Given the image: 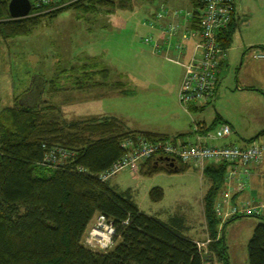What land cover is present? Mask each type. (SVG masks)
Listing matches in <instances>:
<instances>
[{"label":"rangeland","instance_id":"1","mask_svg":"<svg viewBox=\"0 0 264 264\" xmlns=\"http://www.w3.org/2000/svg\"><path fill=\"white\" fill-rule=\"evenodd\" d=\"M76 1L52 0V6L45 3L34 11L31 9L24 18L38 19L43 13L60 11L52 20H40L29 35L12 38L9 44L0 40V109L13 105L18 95L21 96L19 102L30 106L35 103L46 104L48 101L42 98L48 97L51 103H56V111L66 120L114 115L130 129L149 128L153 130L144 131L161 134L159 138L137 136L121 140L126 143L132 139L136 143L145 138L148 143L156 145L153 147L157 152L137 159L130 165L131 168L118 171L108 180L120 191L132 189L138 207L148 215L162 220L173 215L185 217L190 228L186 230L188 235L194 237L199 247L204 249L205 256H208L205 264H226L219 260L216 253L211 254L208 248L210 240L207 239L202 204V197L209 185L202 174L206 163H185L190 166L178 172V169L168 165L166 156L161 157V153L167 151L166 145L170 140L174 144L179 140L202 144L197 137L208 135L209 131L195 132L194 120L204 119L209 124L216 111L236 132L232 130L234 134L224 138L223 143L227 147L233 143L242 145L244 141L250 146L252 142L254 144L263 139L264 135L249 142V138L264 130V61L261 60L264 58L258 57L260 51L257 50L260 49L249 48V44L257 41L254 46L257 43L264 45V0H235L234 11L238 20L230 45L233 49L232 60L221 66L218 95L214 90L209 102L192 98L187 105L182 104L179 98L181 83L185 72L189 71L192 59L198 63L201 61L200 56L195 58L200 52L197 48L200 38L187 35L188 24L181 27L174 24L173 30L179 33L169 36L162 30L157 33L149 21L158 9L164 7L169 15L177 17L175 11L178 9H191L190 0H127L118 4L113 11L107 7H98L95 12H82L76 7H67ZM163 27H167L165 22H161ZM145 38H150L151 42L148 43ZM244 43L249 53L243 60L244 51L241 47ZM251 54L257 55V58H249ZM85 58L102 61L110 69V82H124L131 93L120 94L110 85L105 91L102 88L90 92L69 90V81L66 79L73 76L69 67ZM41 77L45 80L59 79L58 84L64 90L49 92L48 85H44L43 89ZM26 89L30 91L25 93ZM102 92L105 94H100ZM190 105L196 108L207 107L195 112L187 110ZM212 143L213 140H209L204 146H211ZM222 144L218 142L216 146ZM131 150L134 151L132 144H129L125 148V155H131ZM171 159L175 160L178 168L180 164L175 158ZM147 161H155L158 167L163 166L166 171L143 175L141 171ZM260 164L262 167H258L263 170L262 173L254 166L253 172L258 173L253 175L249 174L247 167L239 168L238 172L242 171L244 175L237 172V176H230L227 187L221 190L216 201L215 212L221 220L232 215L241 216L228 222L223 231L222 225L219 228V236L223 235L225 239L228 264H249L248 242L254 227L263 222V218L236 213L243 207L264 205V159ZM228 170L231 171L230 168ZM157 186L163 189V197L154 202L149 197V191ZM233 193L240 197L231 199ZM250 196L254 200L245 199ZM95 218L89 223L83 242L93 251L107 252L113 248L114 238L107 245H103L102 239L87 243L86 238Z\"/></svg>","mask_w":264,"mask_h":264},{"label":"trees","instance_id":"2","mask_svg":"<svg viewBox=\"0 0 264 264\" xmlns=\"http://www.w3.org/2000/svg\"><path fill=\"white\" fill-rule=\"evenodd\" d=\"M30 1L34 11L36 2ZM124 1L127 0H78L67 7H76L82 12H95L98 7L113 11ZM190 1L189 12L178 9L177 17L169 15L164 6L158 9L149 21L150 26L170 36L179 33L173 30L174 24L178 27L188 24L187 35L199 38L205 0ZM234 3L235 0H229L232 7ZM47 5L52 6V3L49 1ZM59 11L43 13L38 19H13L8 0H0V40L9 44L12 38L29 35L40 20H52ZM237 20L238 15L233 11L228 26L216 35L224 54L231 45ZM161 22L167 27L160 28ZM145 39L151 42L150 38ZM253 47L264 52V45L249 48ZM69 68L73 74L66 79L69 90L90 92L102 88L105 91L110 85L120 94L131 93L124 82L111 83L110 69L96 58L82 59ZM41 79L43 89L48 85L49 92L64 90L58 84L59 79ZM29 91L26 89L25 93ZM19 97L14 99L13 105L0 109V264H205L208 256L194 237L188 235L186 230L190 228L185 217L173 215L162 220L148 215L138 207L132 189L120 191L108 179L101 178L125 154L121 140L137 136L159 138L161 134L130 129L114 115L66 120L48 97L42 98L48 103L32 106L19 102ZM188 108L196 111L204 107L190 105ZM223 122L217 117L209 125L198 123L194 126L195 132L215 131ZM263 135L264 130L249 138V142ZM213 142L211 145L216 146L225 141L215 139ZM233 146L249 144L244 141L242 145L233 143ZM50 155L56 156L57 161ZM179 164L178 172L190 166ZM254 166L262 167L260 163H251L240 168L247 167L251 175L262 173L261 168L253 172ZM143 167V175L166 171L155 161H147ZM202 174L209 183L202 198L209 252L216 253L219 260L228 264L225 239L219 236V228L222 225L223 231L228 222L241 218L232 215L223 221L215 212L220 192L227 187L228 164L206 163ZM149 197L154 202L160 201L163 189L153 187ZM235 198L233 193L231 199ZM96 214L104 215L115 228V243L107 252L93 251L83 242ZM249 216L263 218V222L254 227L248 242L249 264H264V213Z\"/></svg>","mask_w":264,"mask_h":264},{"label":"built area","instance_id":"3","mask_svg":"<svg viewBox=\"0 0 264 264\" xmlns=\"http://www.w3.org/2000/svg\"><path fill=\"white\" fill-rule=\"evenodd\" d=\"M49 1L51 2L52 0H34L36 7H40L45 3L47 4ZM233 11L234 5L232 7L229 4V0H205L199 22L200 30L198 32L200 42L197 48H199L200 52L195 57L198 58L200 56L201 61L198 63L192 59L189 63V71L185 72L183 76L184 79L181 83L179 94L182 104H189L192 98H199L201 100H207L208 102L211 100V95H213L220 78L221 62L224 56L223 50L216 42V35L228 26L233 17ZM258 57L264 58V54H259ZM231 134V127L228 124H222L215 131L209 132L208 135L198 136L197 139L202 144H198V142H196L197 144H193L188 140H179L180 142L174 144L170 140L169 142L171 144L166 145L168 149L165 151L166 153H161V157L165 155L168 158H175L179 163L195 164L199 163L198 161L208 164L226 163L228 164V168L231 169V171L228 170L229 177L237 175L239 173L238 169L241 166L260 163L264 159V137L260 141L254 142V144L252 142L246 148L233 145L227 147L226 144L220 146H204L209 140L224 139ZM133 141L132 139H129L126 143L122 141L124 148L127 149L128 145L132 144L134 151L131 150V155L124 154L117 160L108 171L101 175L102 180L109 179L122 169L131 168L130 165H133L139 158L143 159L147 154L148 156L150 154H156L157 151L153 147L156 145L148 143L149 141L145 140V138L136 143ZM169 145L172 146V150ZM50 156L52 160L57 161L56 156ZM221 206L220 203L219 207ZM236 213L243 215L263 214L264 205L260 204L248 208L243 207V209H238ZM114 233L115 228L113 223L102 214L96 215L95 223L86 238L87 243L92 244L93 240L97 241V239H102L104 241L103 245H107L113 238Z\"/></svg>","mask_w":264,"mask_h":264},{"label":"crops","instance_id":"4","mask_svg":"<svg viewBox=\"0 0 264 264\" xmlns=\"http://www.w3.org/2000/svg\"><path fill=\"white\" fill-rule=\"evenodd\" d=\"M161 28V27H160ZM157 33H159V30H155ZM256 42L257 41H251L250 42V44H249V46L251 47V46H254L255 44H256ZM245 44L246 43H244L243 44V46L241 47V50H243L244 51V53L242 54L243 55V60H244V57L249 53V51L248 52H246L245 50H246V46H245ZM191 45V44H190ZM257 45H260V43H257ZM232 51H233V49L231 48V46L226 50V52H225V57H224V59H223V64L224 65H227V63H228V61H230V60H232ZM251 51V50H250ZM259 53H261V52H263V51H261V50H257ZM171 54V53H170ZM172 55V54H171ZM252 57H254V58H257V55L256 56H254V55H250V57L249 58H252ZM262 61H264L263 59H261ZM181 77H182V75H181ZM180 84V83H179ZM220 85V84H219ZM219 85H217V88H216V95H218V92H219V89H220V87H219ZM218 87H219V89H218ZM246 87V86H245ZM244 87V88H245ZM244 88H242V89H244ZM100 94H105V92H102V93H100ZM112 94V93H111ZM105 96V95H104ZM207 107V106H206ZM206 107H204L203 109H198V110H196L195 112H198V111H202V110H205L206 109ZM187 110L188 111H190L189 110V108H187ZM217 117H220L221 118V121H224V122H227L226 120H224V119H222V116L216 111V114H215V117H214V119L213 120H215ZM212 120V121H213ZM212 121L210 122V123H212ZM196 123H201V124H203V123H206L207 124V122L204 120V119H199V118H195V120H194V123H193V128H194V126L196 125ZM209 123V124H210ZM228 123V122H227ZM209 124H207V125H209ZM230 124V123H229ZM231 125V124H230ZM232 126V125H231ZM232 128H233V126H232ZM137 129H141V130H150V131H152L153 129H149V128H140V127H137ZM233 130H234V128H233ZM159 132V131H158ZM190 132V131H189ZM187 132H184L183 134H186ZM234 133H236L235 132V130H234ZM176 134H181L180 132H176ZM240 196H238V195H236V198L234 199V200H236V199H238ZM203 198V197H202ZM246 200H250V199H252V200H254V198L252 197V196H250V197H247V198H245Z\"/></svg>","mask_w":264,"mask_h":264},{"label":"water","instance_id":"5","mask_svg":"<svg viewBox=\"0 0 264 264\" xmlns=\"http://www.w3.org/2000/svg\"><path fill=\"white\" fill-rule=\"evenodd\" d=\"M31 9L32 3L30 0H10L8 3L9 14L14 19L24 18L28 16ZM165 160L168 161V165L170 167H173L175 170L178 169L175 165L174 159L166 157Z\"/></svg>","mask_w":264,"mask_h":264},{"label":"clouds","instance_id":"6","mask_svg":"<svg viewBox=\"0 0 264 264\" xmlns=\"http://www.w3.org/2000/svg\"><path fill=\"white\" fill-rule=\"evenodd\" d=\"M236 13V12H235ZM259 54H264V52H261V53H259ZM258 54V55H259ZM224 57H225V54H224V56H223V59H224ZM223 59H222V62H223ZM221 74V73H220ZM177 162V161H176ZM177 163H179V162H177ZM176 164V163H175Z\"/></svg>","mask_w":264,"mask_h":264}]
</instances>
